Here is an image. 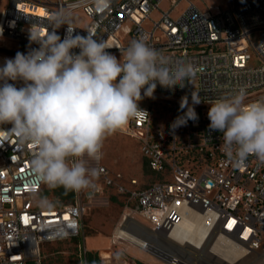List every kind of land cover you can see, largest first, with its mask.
<instances>
[{"label": "built area", "instance_id": "1", "mask_svg": "<svg viewBox=\"0 0 264 264\" xmlns=\"http://www.w3.org/2000/svg\"><path fill=\"white\" fill-rule=\"evenodd\" d=\"M162 1L169 3L165 11L158 9ZM180 1L109 0L107 7H98L95 0H6L0 7V39L19 46L0 49L26 54L39 47L30 43V29L44 35L52 31L53 14L69 17L79 11L86 21L68 22L73 34L92 32L112 46L106 51L117 59L130 41L145 38L170 66L190 63L194 69L183 88L157 84L154 98L138 102L144 112L119 131L136 140L155 178L141 186L136 178L94 161V187L72 192L68 203L40 208L31 194L42 186L30 170L34 149L19 142L11 124H0V264H41L40 245L77 237L88 203L107 189L122 196L124 212L110 236L107 257L98 250L100 264H136L122 242L164 264H264V163L249 156L234 166L222 151V133L209 130L207 115L211 103L240 88L246 91L245 103L264 98V0H227L226 6L203 11L186 0V9L172 18ZM38 6L41 13L33 10ZM152 12H158L156 20ZM67 28L55 29L61 40ZM192 92L201 99L193 105L198 119L173 130V121L183 115L181 98L191 103ZM136 217L147 222L140 227L148 234L131 231ZM187 222H197L198 232ZM121 229L139 242L124 238ZM222 241L239 249L241 257L230 263L212 253L211 246Z\"/></svg>", "mask_w": 264, "mask_h": 264}, {"label": "clouds", "instance_id": "2", "mask_svg": "<svg viewBox=\"0 0 264 264\" xmlns=\"http://www.w3.org/2000/svg\"><path fill=\"white\" fill-rule=\"evenodd\" d=\"M95 2L107 7L109 0ZM50 20L52 31L44 35L29 30L28 39L38 48L17 52L0 67V124H11L19 142L34 149L30 170L37 185L80 192L94 187L98 171L88 161L102 159L106 137L124 130L144 112L138 102L154 98L157 84L183 88L194 69L190 63L170 66L145 38L130 41L117 59L106 51L112 46L95 39L92 32L73 34L67 15L53 14ZM64 24L68 28L61 40L55 29ZM8 81H22L23 86ZM245 100L246 91L240 88L211 103L207 113L209 130L222 133V151L234 166L249 156L264 163V98ZM200 102L197 92L191 93V103L182 97L183 115L171 128L197 120L193 105ZM31 194L38 207H52L53 202L38 191Z\"/></svg>", "mask_w": 264, "mask_h": 264}, {"label": "rangeland", "instance_id": "3", "mask_svg": "<svg viewBox=\"0 0 264 264\" xmlns=\"http://www.w3.org/2000/svg\"><path fill=\"white\" fill-rule=\"evenodd\" d=\"M191 4L199 11L213 7L212 9L226 6L227 0H189ZM6 4V0H0V7ZM188 6V1L181 0L174 11L170 13L172 18L181 14ZM168 2H160L158 9L167 10ZM158 12H152L150 17L152 20L158 18ZM86 19L79 11L73 12L69 17V23H84ZM147 27V26H146ZM0 45H8L17 49L18 43H7L0 39ZM14 58L10 56L9 59ZM4 54L0 53V65L4 64ZM193 84V81H191ZM103 157L99 160L100 164L106 166L113 172H120L125 177H134L138 180V186L149 183L155 178L152 176L142 164V157L138 151L135 139L128 137L119 131L106 137L101 149ZM87 160V158L85 157ZM94 161L89 160L88 166L93 167ZM47 187L42 185V189ZM114 193L112 189H107L101 194L93 198L87 205L85 213L81 217V228L77 237L65 239L56 242H45L40 245L41 261L45 264H83V249L95 253L98 257V250L105 251L109 246V239L117 223L121 220L123 211V198ZM46 197L53 202V197L49 192ZM54 204V203H53ZM52 204V205H53ZM134 218V217H133ZM136 225L131 227V231L139 234H148L145 228L140 227L141 224L147 226V222L140 218H135ZM126 221V220H125ZM124 221V225L127 222ZM78 244V246H77ZM121 246L125 248L127 255L136 264H164L161 260L154 258L152 255L138 250L135 246H129L126 242H122ZM264 250V243L262 245ZM248 264V263H247ZM257 264V263H255Z\"/></svg>", "mask_w": 264, "mask_h": 264}, {"label": "trees", "instance_id": "4", "mask_svg": "<svg viewBox=\"0 0 264 264\" xmlns=\"http://www.w3.org/2000/svg\"><path fill=\"white\" fill-rule=\"evenodd\" d=\"M0 53L5 54V55L9 54L8 56L13 55V57H15V54L17 52H15L9 48H1ZM142 164H143V167L146 169V171H148L146 161L144 159H142ZM41 187L38 191L40 193V195L46 196V194H48L49 192L51 193V195L53 197V203H54L52 206H59V205H62L64 203H68L72 200V192L71 191L65 192V190L62 187L57 188L55 190H49L48 188L41 190ZM114 196H117V195H114ZM41 264H45L44 261H41ZM83 264H100V262H99V259L95 253H92L90 251H86L83 253Z\"/></svg>", "mask_w": 264, "mask_h": 264}, {"label": "bare ground", "instance_id": "5", "mask_svg": "<svg viewBox=\"0 0 264 264\" xmlns=\"http://www.w3.org/2000/svg\"><path fill=\"white\" fill-rule=\"evenodd\" d=\"M33 10L35 12H38V13L42 12V10H41V8H39V6L36 7V8H33ZM8 55L4 54V58L5 59L2 62H5L6 59H9L10 56H8ZM3 65L4 64H1L0 67H2ZM185 226L186 227L194 226V228H196V231L198 232L197 222H192V223H188L187 222L185 224ZM119 234L120 235H124V238L125 237H130L134 241L139 242V240H138V238L136 236H135V238H133L134 236L131 233H128V232L124 231L123 229L120 230ZM194 243H196L198 245V242L194 241ZM210 250H211L212 253L218 255V257L220 259L226 260V261H228L230 263L234 262L236 259L241 257V251L239 249H235L233 247H229L223 241L214 243L211 246ZM100 253L102 254V256L107 257V253L105 251L101 250Z\"/></svg>", "mask_w": 264, "mask_h": 264}]
</instances>
